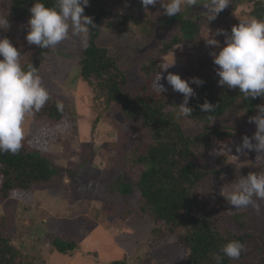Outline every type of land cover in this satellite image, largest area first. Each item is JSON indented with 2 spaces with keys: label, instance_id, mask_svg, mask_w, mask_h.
Wrapping results in <instances>:
<instances>
[{
  "label": "rangeland",
  "instance_id": "374dc122",
  "mask_svg": "<svg viewBox=\"0 0 264 264\" xmlns=\"http://www.w3.org/2000/svg\"><path fill=\"white\" fill-rule=\"evenodd\" d=\"M252 3L253 0H231L211 22L207 21L202 5L181 12L187 18L203 16L205 23L200 37L187 45L176 46L162 59L164 67L173 65L161 73L159 83L173 94L176 101L182 103L183 98L178 97L179 92L168 85L167 75L179 74L182 79L191 81L193 77L200 78L215 71L218 66L210 53H218L226 46V38L224 35L214 36V33L225 30L230 24L250 19L248 13ZM145 12L152 16L148 32H144L145 24L133 23L126 28H103L98 40L117 58L128 79L127 89L133 93L146 80L141 71L143 61L178 31L173 19L163 14L160 4L148 6ZM0 19H4L1 11ZM9 23V29L0 28V38H13L14 46L26 50L29 44L23 42L28 29L21 23ZM213 37L219 44L208 46L205 38ZM83 49L80 39L70 35L51 48L40 67L43 86L66 106L64 118L54 124V120L48 117L32 120L27 116L24 122L25 137L29 138L30 145L47 154L55 168H62L59 181L46 187L47 190H40L45 191V198L35 204H32L35 192L14 191L9 201L0 203V213H9L12 218L13 230L16 231L13 241L20 250L23 248V256H29L40 264H112L125 259L126 264H182L188 257V247L175 236L164 233L137 209L139 192H135L132 199L118 193L119 175L125 179L135 178L133 170L126 165V152L131 146L144 143L146 132L141 121L125 117L115 107L105 109L99 106V101L94 98L95 90L80 75ZM154 90L162 92L156 84ZM260 104H264V98ZM257 114L256 107L253 116ZM210 126L227 127L235 136L228 142L212 144L208 157L212 165L209 171L214 174L198 189L202 192L207 187L216 188V196L219 194L221 200L226 201L222 193L234 190V184L240 177L264 172V155L258 156L256 151L237 153L235 150L245 135L251 138L257 130L254 123L246 120L241 99L228 112L214 118ZM185 132L194 137L203 132V126L185 125ZM223 157L226 158L220 163L218 160ZM104 202L117 205V210L102 207ZM256 202L260 213L251 205L236 210L244 211L243 220L249 230L261 235L264 200ZM228 206L227 213L232 208L229 203ZM129 208L135 209L133 214L124 215L123 211ZM230 230L236 234L243 233L236 223L231 224ZM64 235L79 239L82 252L65 254L52 250L51 241Z\"/></svg>",
  "mask_w": 264,
  "mask_h": 264
},
{
  "label": "trees",
  "instance_id": "16d2710c",
  "mask_svg": "<svg viewBox=\"0 0 264 264\" xmlns=\"http://www.w3.org/2000/svg\"><path fill=\"white\" fill-rule=\"evenodd\" d=\"M35 2L36 0H1L0 11L4 19L15 24L21 23L27 28V21L31 16L29 9ZM40 2L47 7L55 6V0ZM84 14L93 18L96 27L91 29L89 45L82 51V79L95 90L94 98L99 101V106L105 109L115 107L125 117L141 121L147 137L144 143L133 145L126 152V165L129 170H133L135 178L125 179L119 175L118 193L132 199L134 193L139 192L137 209L164 233L175 236L188 247V257L182 264H216L213 259L216 254L223 257L222 264H264V238L262 240L258 237L264 236V229L260 232L261 235L249 230L243 220L246 214L244 211L231 208L227 213L228 201L226 198V201L221 200L219 194L216 196L218 189L207 187L202 192L198 189L200 184L204 185L207 178L214 174L209 171L212 165L208 157L212 144L228 142L235 136L227 127L210 126L212 120L228 112L241 99L246 120L249 121L263 98L244 99L238 88L233 90L220 86V78L215 70L200 77L205 82L202 86L190 84L196 93L188 104L193 108L192 117L177 120L175 113L181 103L175 100L170 91L157 93L154 81L159 72H164L162 59L170 50L178 45H187L202 35L205 23L203 16L187 18L179 13L171 17L178 31L143 61L141 71L146 80L133 93L127 89L128 79L117 58L109 53L107 47L100 45L98 40L103 28H126L133 23L145 24L144 32H148L152 16L147 15L141 0H90ZM248 14L264 20V0H253ZM234 25L238 24H230L225 31L230 34ZM9 35L6 34L7 37ZM23 43L27 44V41ZM20 52L22 67L27 70L31 65L40 75L41 64L50 54L51 48L42 49L37 45H29ZM49 95L50 99L45 106L28 117H32V120L48 117L54 120V124L64 118L66 106L53 93ZM178 97L183 98V95L179 93ZM206 100L215 106V111H201L200 105ZM57 102L63 103L62 112L57 110ZM185 125H202L203 132L191 137L185 132ZM225 158L218 161L223 163ZM262 167L264 169V165ZM60 170L62 168H55L52 159L41 149L32 147L29 138L25 137L19 153L0 152V203L9 201L14 191L35 192L32 204L41 202L45 198V191L40 190H47L46 187L57 183ZM116 206L107 202L102 205L113 211ZM133 211L135 209L129 208L123 212L124 215L131 216ZM233 223L243 233H233L230 230ZM13 226L9 213H0V264H40L29 256H23V248L20 250L13 241L16 234ZM156 231L155 229L154 232ZM232 240H239L245 245V250L237 260H230L221 252V248ZM51 243L52 250L65 254L82 252L79 239L71 235L56 237ZM125 261L126 259L117 260L112 264H126Z\"/></svg>",
  "mask_w": 264,
  "mask_h": 264
},
{
  "label": "clouds",
  "instance_id": "9594fccd",
  "mask_svg": "<svg viewBox=\"0 0 264 264\" xmlns=\"http://www.w3.org/2000/svg\"><path fill=\"white\" fill-rule=\"evenodd\" d=\"M231 0H141L145 11L148 6L160 4L163 14L176 16L186 8L202 5L208 22L215 20L229 5ZM90 0H55L54 7H47L36 0L29 9L31 16L27 21L29 45L42 49L55 48L69 36L78 37L86 48L89 45L91 29L96 25L93 18L84 14ZM7 19H0V28L9 29ZM224 35L225 45L217 52H211L213 62L217 65L218 84L228 89H239L244 99L264 98V20L251 17L234 25L229 34L223 29L217 30L214 36ZM208 46L219 44L214 37L205 38ZM166 65L162 70H167ZM162 76L158 73L155 84L166 91L159 83ZM173 91L183 95V102L177 107V120L192 117L193 108L189 99L196 95L190 86H202L205 82L193 77L191 81L182 79L179 74L169 73L166 77ZM50 99L48 90L43 86L37 70L31 65L25 70L21 64V52L9 38H0V152L17 154L23 147L25 138L24 122L27 116L40 111ZM57 110L63 111L62 102H57ZM258 114L249 117V123L256 125V132L250 138L245 135L242 143L236 146L237 153L247 154L256 151L264 155V104L256 106ZM203 112L215 111V106L207 100L200 105ZM255 141V143L253 142ZM257 156V157H258ZM232 208L253 206L261 212L257 200H264V172L249 173L240 177L234 184V190L222 193ZM245 250L239 240H232L221 248L224 256L237 260ZM216 264H222L223 257L213 256Z\"/></svg>",
  "mask_w": 264,
  "mask_h": 264
}]
</instances>
